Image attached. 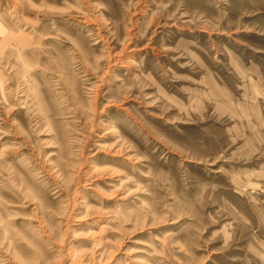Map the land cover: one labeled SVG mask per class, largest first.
I'll use <instances>...</instances> for the list:
<instances>
[{
    "label": "rangeland",
    "instance_id": "rangeland-1",
    "mask_svg": "<svg viewBox=\"0 0 264 264\" xmlns=\"http://www.w3.org/2000/svg\"><path fill=\"white\" fill-rule=\"evenodd\" d=\"M0 264H264V0H0Z\"/></svg>",
    "mask_w": 264,
    "mask_h": 264
}]
</instances>
